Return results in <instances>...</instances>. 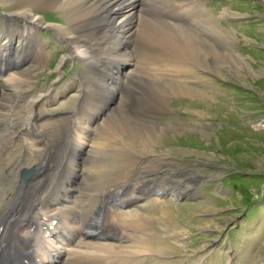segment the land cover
Segmentation results:
<instances>
[{
  "label": "bare ground",
  "instance_id": "bare-ground-1",
  "mask_svg": "<svg viewBox=\"0 0 264 264\" xmlns=\"http://www.w3.org/2000/svg\"><path fill=\"white\" fill-rule=\"evenodd\" d=\"M11 1L15 13L8 15V27L3 33L9 42L19 36L23 43L15 50L14 67L8 63L11 49L0 46V66L4 71L19 73L16 70L22 69L23 63L29 64L31 55H44V44L36 33L51 27L70 53L61 60L58 71L70 60L88 62L92 67L91 76L97 75L98 81L102 80L97 84L109 88L115 82L122 84L118 79L120 70L127 68L126 87L133 92L142 89L144 98L139 103L149 110L145 114L146 121H140L122 113L119 105L104 109L95 100L88 105L85 98L88 87L83 83L80 86L81 89L83 86V97L81 95L75 106L77 109L67 116L73 115L67 134L62 132L74 137L76 145L70 160V154L63 150L64 157L55 166L56 162L52 160L55 152L51 146L54 145V134L61 135V132L45 130L39 122L38 108L52 104L54 97L50 95H56L50 92L34 96L29 103L30 114L22 115V102L31 92L25 84L27 80L13 82L11 77L4 80L0 74V95L4 96L1 101L7 93L14 96L0 106L3 110L0 113V182L4 181L1 178H6L9 189L17 185V196L10 205V193L0 190V264H154L152 255L166 254L162 247L154 249L153 242L168 237L169 218L163 210L161 229L154 228L151 221L153 206L164 200L179 201L192 195L193 189L180 181L187 179L182 170L166 169L158 173L160 177L155 173L137 174L136 162L132 161L135 158L129 156L138 152L154 153L166 127L154 120L164 112L163 104L169 93L176 97L210 96L190 82L189 75H184V65L188 66L191 75L196 74L195 69L203 68L218 75L227 70L236 76L240 69L246 68L244 59L236 55L230 57L213 41L212 38L220 37L218 42L230 43L228 35L218 31L213 17L206 15L204 3L207 0ZM165 5L170 9L159 11L160 18L169 19L158 23L145 18ZM52 9L63 12L64 24L48 25L38 13ZM10 18H15L19 24L13 25ZM139 42L151 53L145 54L141 61L163 62L167 69L151 74L145 71L147 68L138 71V61L133 53ZM218 60H221L220 64ZM114 66L117 72H114ZM172 68L174 71L169 73ZM180 76L186 80H180ZM3 85L9 91L1 90ZM146 88L150 89L148 93ZM111 112L116 114L114 118ZM100 121L106 122L103 133L106 136L101 139L96 133ZM171 130L186 133L189 128L176 124ZM104 141L109 145H102ZM69 142L74 144L72 140ZM80 156L82 159L86 156L92 165L80 168ZM149 164L153 165L152 162ZM21 171L32 174L27 180L20 181L17 174ZM10 175H15V179L8 178ZM78 180L85 184L76 187L74 182ZM102 184L107 186L105 190L99 188ZM55 187H59V192H49ZM131 207L136 209L135 214L128 212ZM109 211L113 221L107 223ZM99 221L107 224L98 227Z\"/></svg>",
  "mask_w": 264,
  "mask_h": 264
},
{
  "label": "rangeland",
  "instance_id": "rangeland-1",
  "mask_svg": "<svg viewBox=\"0 0 264 264\" xmlns=\"http://www.w3.org/2000/svg\"><path fill=\"white\" fill-rule=\"evenodd\" d=\"M204 4L206 15L213 17L218 31L226 37L228 35L230 43L218 42L220 37L212 38L213 41L230 57H242L246 68L240 69L236 76L227 70L218 75L203 68L195 69V75L201 77L200 81L193 73H188V66L184 65V75H189L190 77H186L190 78V82L210 96L176 97L169 93L170 96L163 104L164 112L154 120L159 125L166 126L154 153L148 155L137 151L139 154L129 156L135 158L132 161L136 162L134 167L137 174H158L171 168L175 171L182 170L187 179L181 178L180 181H185V185L193 189L192 195L179 201L164 200L165 202H158L153 206L154 217L151 221L154 222V228L161 229L163 210H166L170 224L168 223L169 232L166 230L168 237L153 242L154 249L162 247L166 254H151L152 260L154 264H264V0H207ZM169 9V5L161 6L157 12H151L145 18L160 23L159 21L169 18H160L162 16L159 11ZM14 11L11 0H0V46L11 49L12 55L8 63L12 67L15 66V50L21 47L23 40L16 35L9 42L3 30L8 27V15H14ZM38 13L48 25L65 23L61 10H40ZM10 20L13 25L19 24L15 18ZM36 35L44 44V55H31L29 64H21L22 69L16 72L23 74L14 73V70L4 71L2 66L0 74L4 80L11 77L13 82L23 79L29 81L25 84L31 92L22 102V115L30 114L29 103L34 96L48 95L50 92L57 96L50 95L54 97L53 103L38 108L39 122L44 125L45 130L49 131L50 128L61 132V135L54 134V145L51 146L55 152L52 157L53 162H56L55 166L60 164L65 152L70 154V160L76 145L74 137L64 134H67L70 118L73 116L70 114L67 117L68 114L77 109L75 106H78L81 95L83 97V86L80 88L83 83L88 87L85 91L88 105L94 100L104 109L119 105L123 109L122 113L132 119L146 121L145 114L149 109L139 103L144 98L142 89L133 92L126 87L128 79L125 77L129 76L127 68L120 70L121 76L118 79H121L122 84L117 85L115 82L109 88H104L97 84L102 82L98 81L99 76H91L92 67L88 62L70 60L62 65L60 71L57 70L61 60L70 53L67 45L57 38L51 27H46ZM136 48L133 55L138 61V71L147 68L145 71L151 74L167 69V64L163 62L150 64L141 61L145 54H151L146 51L145 44L141 47L139 42ZM25 56L28 58L27 54ZM218 62L220 64L221 60ZM114 69L116 70L115 66ZM172 71L174 68L169 69V73ZM184 78L179 77L183 81L186 80ZM204 78L206 80H202ZM1 90L6 92L9 88L3 85ZM145 91L148 93L150 89L146 88ZM7 96L5 100L14 98ZM3 98L0 95V101ZM4 101H1L0 106ZM0 111L3 113L1 107ZM110 115L114 118L116 114L111 112ZM105 123L100 121L96 126L100 139L106 136L103 135ZM176 124L185 125L189 130L186 133L173 132L171 127ZM68 145L71 147L68 148ZM102 145L109 144L104 141ZM57 157L60 160H56ZM84 158L80 156L78 159L80 168L92 165L89 160L87 162L86 156ZM8 178L15 179V175ZM17 178L25 181L21 179L20 172ZM5 179L1 178L4 181L0 182V190L10 193V205L17 196V185L9 189ZM90 182L94 183L93 180ZM74 183L79 188L85 181L78 180ZM99 188L105 190L107 186L102 184ZM49 192H59V187L52 188ZM128 210L129 213L137 212L134 207ZM107 215V223L112 222V217H109L112 216L111 211ZM103 222L99 221L98 227L105 225L106 222Z\"/></svg>",
  "mask_w": 264,
  "mask_h": 264
},
{
  "label": "water",
  "instance_id": "water-1",
  "mask_svg": "<svg viewBox=\"0 0 264 264\" xmlns=\"http://www.w3.org/2000/svg\"><path fill=\"white\" fill-rule=\"evenodd\" d=\"M31 172H28V171H23L22 172V177H28L30 175Z\"/></svg>",
  "mask_w": 264,
  "mask_h": 264
}]
</instances>
